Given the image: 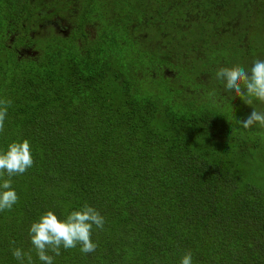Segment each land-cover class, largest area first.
Instances as JSON below:
<instances>
[{"label": "trees", "instance_id": "1", "mask_svg": "<svg viewBox=\"0 0 264 264\" xmlns=\"http://www.w3.org/2000/svg\"><path fill=\"white\" fill-rule=\"evenodd\" d=\"M31 4L0 0V99L12 101L0 150L27 139L34 159L12 178L18 202L0 212V264H19L12 247L42 264L30 225L47 210L64 219L85 203L105 218L103 230L93 228L97 249L61 248L54 264H179L189 250L193 264H264V182L252 183L246 167L251 149L264 153L257 127L235 133L212 110L217 94L206 106L209 96L191 84L212 78L159 72L135 40L130 14L125 36L107 28L108 38L84 46L55 35L36 39L35 54L23 51ZM210 12L197 17L216 20ZM113 15L122 14L111 8ZM243 54L247 68L264 59ZM146 56L157 67L142 73Z\"/></svg>", "mask_w": 264, "mask_h": 264}, {"label": "rangeland", "instance_id": "2", "mask_svg": "<svg viewBox=\"0 0 264 264\" xmlns=\"http://www.w3.org/2000/svg\"><path fill=\"white\" fill-rule=\"evenodd\" d=\"M108 2L109 6L101 7V4ZM154 2L156 7L153 5ZM168 0H96L95 11H97V20L101 21L104 27L118 28L121 35H124V31L127 28V23H130L128 15H133L137 20L143 18L144 14L148 15L147 21L154 22L156 28L160 33L165 35L175 34L177 37L183 33L177 29L179 24H187L186 20H180L181 17L186 18L187 12L194 13V19H197V14L199 11L203 13L205 11H210V15L213 13L218 14L216 8L207 7L209 4H200L194 8H190L186 11L183 16L182 13L179 14L176 11H170L167 4ZM251 3L253 6L247 7L246 4ZM223 11L228 10V15H219L222 18L217 23H211L206 20V22L201 23L204 27V32L196 35L191 41H187L185 46L176 49L177 52L171 55L169 58L173 61H181L182 65H177L178 67H172L175 69L176 80L181 79V72H190L193 76L197 75L199 78L209 79L212 78L209 83L205 81L196 84H191L194 90H203L209 97L207 101V107L210 109L212 107V97L214 94L220 96V102L214 104L212 110L215 111L216 116L226 117L228 120L232 121L233 131L238 133L241 127H238L237 120H241L246 115H250L253 111L252 106H249L243 102L235 93H220V89L224 87L223 82L216 79V70L219 67H229L234 61V65H239L247 68L246 64L240 63V57L244 53V49L248 50V54L251 57H257L259 54H264V0H230L229 5L222 3L220 5ZM111 8L118 14H122L121 17H115L113 15V20L117 19L118 22L115 23L112 18L109 19L107 16L108 12H111ZM260 8V11H257ZM143 9V10H142ZM220 10V9H219ZM260 12V13H257ZM66 15H73L74 12L69 10L65 12ZM74 18V17H73ZM174 18V20H173ZM168 19L169 22H165ZM200 19H205L201 18ZM173 20V21H172ZM193 26L196 23L192 22ZM151 22L149 23L151 26ZM222 22H226L222 24ZM183 26V25H182ZM110 30V29H109ZM47 33H43L45 35ZM182 38V37H179ZM127 39V38H126ZM166 38H159L158 42L163 44L167 43ZM217 42L216 45L214 43ZM262 45V46H261ZM40 49V45L34 46L33 49ZM138 52V50H137ZM35 54V52H33ZM201 54V56H200ZM185 55V56H183ZM201 57V59H200ZM182 58V60H179ZM151 58H143L146 62L139 68L142 73L147 72L146 68L157 67L155 61L148 60ZM263 59V58H260ZM222 62L221 64L219 62ZM150 63V64H147ZM168 68H171V64H166ZM182 66V67H181ZM138 68L137 66L135 67ZM192 69V71L185 70ZM187 77H192L189 75ZM193 80V79H191ZM190 80V81H191ZM263 104L254 103V107L260 111V107ZM257 134L264 138V130L257 127ZM247 132L239 134V136L246 137ZM253 138V135L251 136ZM254 153L252 164H246L248 175L247 178L251 180L255 185H261L264 182V153L262 151H257L256 149H251Z\"/></svg>", "mask_w": 264, "mask_h": 264}, {"label": "clouds", "instance_id": "3", "mask_svg": "<svg viewBox=\"0 0 264 264\" xmlns=\"http://www.w3.org/2000/svg\"><path fill=\"white\" fill-rule=\"evenodd\" d=\"M215 75L217 80L223 82L227 93H235L253 108L246 119L237 120L239 126L245 130L254 127L264 130V111L253 106L255 102L264 104V59L254 58L249 68L239 65L219 67ZM11 104L10 99H0V133L4 132ZM33 165L31 143L27 139L13 141L6 150H0V212L11 211L19 200L12 186V178L25 174ZM104 226V216L85 203L64 219L59 218L53 210H47L30 225L29 238L42 264H54V258L61 254V248L68 250L79 246L82 254L95 252L98 245L92 240L93 228L103 230ZM10 243L14 245L15 241ZM12 256L19 264H33L31 252L19 247H12ZM179 264H193L190 250L181 257Z\"/></svg>", "mask_w": 264, "mask_h": 264}, {"label": "flooded vegetation", "instance_id": "4", "mask_svg": "<svg viewBox=\"0 0 264 264\" xmlns=\"http://www.w3.org/2000/svg\"><path fill=\"white\" fill-rule=\"evenodd\" d=\"M32 2L30 10L32 11V16L30 18V28L28 32L30 35L29 39H25L24 44L21 45V49L26 51L29 54L36 53V49L33 47L36 45L35 40L42 37H52L58 35L61 38L71 40L74 38L80 45H91L95 41L99 40L102 37L107 36V27H104L102 22H98L97 11L95 8L96 0H30ZM100 1V0H99ZM229 5L230 0H168L170 11H176L180 16L186 13L190 8L199 6L200 4H209L207 7L216 8L219 12V15H227L228 10L223 11L220 7L222 3ZM107 3V2H106ZM106 3L101 4V7H105ZM153 5L156 7L154 2ZM109 4V3H108ZM220 9V10H219ZM74 12L73 15H66V11ZM143 10V9H142ZM189 12L186 13V21L192 20L194 17L188 18ZM183 15V16H184ZM216 15V20L213 19H197L192 20L196 23L195 26L187 22V24L180 27L177 25V29L180 34L179 38L175 34L165 35L163 32L156 28L155 21H147L148 15L143 16L140 20H137L133 15H129V18L133 20L131 24L132 34L136 38L135 40L143 45V49L160 64V71L164 75L176 76L175 69L177 65H182L181 61L173 62L169 57L177 52L176 49L186 47L185 44L187 41H191L196 35L203 33L204 27L201 23L208 22L217 23L222 16ZM74 17V18H73ZM190 19V20H189ZM174 20V18H173ZM172 20V21H173ZM151 22L152 26L149 24ZM165 22H169L168 19ZM226 22H222L224 24ZM128 28V27H127ZM43 33H47L43 35ZM41 36V37H40ZM109 36V35H108ZM111 36V35H110ZM17 34H14L10 37L11 43H14ZM166 38L167 43L163 44L158 42L159 38ZM108 38V37H106ZM216 41L214 44H217ZM245 58L249 55L244 53ZM185 56V55H183ZM175 58V57H174ZM176 60V58H175ZM179 60H182L180 58ZM167 63L171 64V68L167 67Z\"/></svg>", "mask_w": 264, "mask_h": 264}]
</instances>
